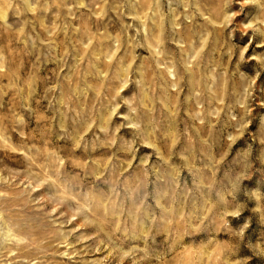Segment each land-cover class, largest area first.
<instances>
[{"label": "rangeland", "instance_id": "obj_1", "mask_svg": "<svg viewBox=\"0 0 264 264\" xmlns=\"http://www.w3.org/2000/svg\"><path fill=\"white\" fill-rule=\"evenodd\" d=\"M0 264H264V0H0Z\"/></svg>", "mask_w": 264, "mask_h": 264}]
</instances>
